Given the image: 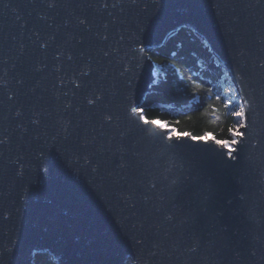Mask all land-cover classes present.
I'll return each mask as SVG.
<instances>
[{
	"label": "water",
	"instance_id": "water-1",
	"mask_svg": "<svg viewBox=\"0 0 264 264\" xmlns=\"http://www.w3.org/2000/svg\"><path fill=\"white\" fill-rule=\"evenodd\" d=\"M180 31L241 99L234 150L145 122ZM0 140V264H264V0H0Z\"/></svg>",
	"mask_w": 264,
	"mask_h": 264
},
{
	"label": "trees",
	"instance_id": "trees-1",
	"mask_svg": "<svg viewBox=\"0 0 264 264\" xmlns=\"http://www.w3.org/2000/svg\"><path fill=\"white\" fill-rule=\"evenodd\" d=\"M148 54L156 80L141 109L144 119L164 122L170 131L195 139L231 141L232 131L241 125L234 114L242 108L241 99L232 89L229 104L225 88H234L232 80L210 49L191 33L180 31ZM34 264L54 262L37 256Z\"/></svg>",
	"mask_w": 264,
	"mask_h": 264
},
{
	"label": "snow or ice",
	"instance_id": "snow-or-ice-1",
	"mask_svg": "<svg viewBox=\"0 0 264 264\" xmlns=\"http://www.w3.org/2000/svg\"><path fill=\"white\" fill-rule=\"evenodd\" d=\"M50 6L55 7V4H52V5H50ZM80 23H81V24H85L86 21H85V20H81ZM105 39H107V37H105ZM46 45H47V42H44V46H46ZM68 59L71 60V59H72V56L69 55V56H68ZM77 87H79V85H77ZM89 103L91 104V103H93V101H92V100H89ZM20 114H21V113L17 112V116H19ZM234 114L237 115L238 117L243 118V116H244V109L241 108L239 112H236V113H234ZM34 122H35V121H34ZM145 122L147 123L148 121H145ZM152 123L157 124V123H159V122H157V121H152ZM241 126H243V124H241ZM161 127H165V126H164V125H161ZM238 135H243V134L240 133L238 130H233V131H232V136H233V137L238 136ZM193 139H195V137H193ZM0 143H3V141L0 140ZM216 143H218V144H223V146H224L225 148H229V149H231V144L236 143V140H235V139H232L231 141H216Z\"/></svg>",
	"mask_w": 264,
	"mask_h": 264
},
{
	"label": "rangeland",
	"instance_id": "rangeland-1",
	"mask_svg": "<svg viewBox=\"0 0 264 264\" xmlns=\"http://www.w3.org/2000/svg\"><path fill=\"white\" fill-rule=\"evenodd\" d=\"M228 79H230L229 77H228ZM228 87H229V89H228ZM227 88H225L226 90H225V93H226V95L228 96L227 97V99H228V101L230 102L229 104H231L232 103V98H231V96H233L232 95V93L230 92L232 89H235V88H232V86H228ZM236 90V89H235ZM234 90V91H235ZM231 94H230V93ZM237 92V91H236ZM238 101H240V100H238ZM232 106V105H231ZM243 108V107H242ZM240 119H241V124H243V126H244V116H243V118H241L240 117ZM145 121H147L146 119H145ZM158 122V121H157ZM158 124V126H160L161 127V125H164L165 127H162V128H164V129H167V130H169V135H170V137H173V136H182V135H180L177 131H170L171 130V128H169L168 127V125L166 124V123H164V122H159V123H157ZM243 126H239V128L237 129L240 133H241V128L243 127ZM183 136H186V135H183ZM239 136H241V135H238V136H235L233 139H235L236 140V143L238 142V137ZM211 139H213L212 137H210ZM209 138V139H210ZM205 140H207V139H205ZM235 144V143H234ZM229 149V148H228ZM230 150H234V148L232 147V144H231V149ZM129 264H132V263H129Z\"/></svg>",
	"mask_w": 264,
	"mask_h": 264
},
{
	"label": "bare ground",
	"instance_id": "bare-ground-1",
	"mask_svg": "<svg viewBox=\"0 0 264 264\" xmlns=\"http://www.w3.org/2000/svg\"><path fill=\"white\" fill-rule=\"evenodd\" d=\"M158 125V124H157ZM211 139V138H210Z\"/></svg>",
	"mask_w": 264,
	"mask_h": 264
}]
</instances>
